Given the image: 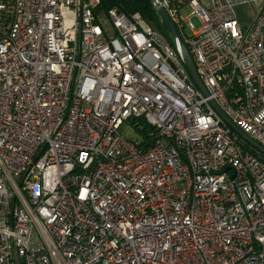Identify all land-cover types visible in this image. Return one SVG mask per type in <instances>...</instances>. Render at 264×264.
<instances>
[{
	"label": "built area",
	"instance_id": "built-area-1",
	"mask_svg": "<svg viewBox=\"0 0 264 264\" xmlns=\"http://www.w3.org/2000/svg\"><path fill=\"white\" fill-rule=\"evenodd\" d=\"M243 1L187 0L204 94L138 11L0 0V264H264V154L210 103L264 146V0L246 25Z\"/></svg>",
	"mask_w": 264,
	"mask_h": 264
},
{
	"label": "water",
	"instance_id": "water-1",
	"mask_svg": "<svg viewBox=\"0 0 264 264\" xmlns=\"http://www.w3.org/2000/svg\"><path fill=\"white\" fill-rule=\"evenodd\" d=\"M153 9L159 19L165 24L169 36L172 41H176L179 45L180 55L184 65L186 66L192 80L195 85L204 93L207 94V90L197 72L196 65L192 58L189 49L184 42L174 20L171 18L166 8L161 4V0H150ZM80 18V17H79ZM210 103L215 108V110L219 113L222 119L230 126V128L240 136L244 141L249 143L253 148L257 149L259 152L264 154V146L256 141L254 138L249 136L246 132H244L237 124H235L231 118L219 107V105L215 102V100L210 99Z\"/></svg>",
	"mask_w": 264,
	"mask_h": 264
},
{
	"label": "trees",
	"instance_id": "trees-1",
	"mask_svg": "<svg viewBox=\"0 0 264 264\" xmlns=\"http://www.w3.org/2000/svg\"><path fill=\"white\" fill-rule=\"evenodd\" d=\"M99 6L104 9H107L110 7H117L119 9L124 10L127 13L138 11L153 28L164 32L168 36V38L171 40V37L169 36L168 30L165 24L159 19V17L155 13L150 0H100ZM174 22L180 31V28L177 25V22L175 20ZM181 36H182V33H181ZM182 38L187 43V39L184 38L183 36ZM141 133L144 134V131ZM237 138H238L239 144L243 148H246L259 155H262V153L258 152L249 143L244 141L240 136L237 135Z\"/></svg>",
	"mask_w": 264,
	"mask_h": 264
},
{
	"label": "rangeland",
	"instance_id": "rangeland-1",
	"mask_svg": "<svg viewBox=\"0 0 264 264\" xmlns=\"http://www.w3.org/2000/svg\"><path fill=\"white\" fill-rule=\"evenodd\" d=\"M172 8H175L176 14L174 16V20L177 22V25L180 28L182 36L187 38L190 29L188 27V15L191 11V8L187 2V0H172ZM191 20L194 22L196 27L199 26V19L197 16H191ZM120 131L131 138H141L142 134L139 131H136L132 126V123L124 121L120 126Z\"/></svg>",
	"mask_w": 264,
	"mask_h": 264
},
{
	"label": "crops",
	"instance_id": "crops-1",
	"mask_svg": "<svg viewBox=\"0 0 264 264\" xmlns=\"http://www.w3.org/2000/svg\"><path fill=\"white\" fill-rule=\"evenodd\" d=\"M258 3L259 0H246L235 4L234 12L239 24L246 25L253 20L257 12Z\"/></svg>",
	"mask_w": 264,
	"mask_h": 264
}]
</instances>
